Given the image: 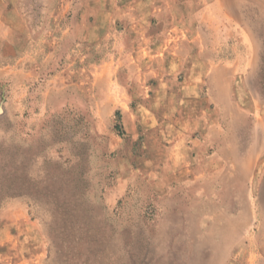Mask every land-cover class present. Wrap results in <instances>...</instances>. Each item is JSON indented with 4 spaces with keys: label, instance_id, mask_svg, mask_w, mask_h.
Wrapping results in <instances>:
<instances>
[{
    "label": "rangeland",
    "instance_id": "374dc122",
    "mask_svg": "<svg viewBox=\"0 0 264 264\" xmlns=\"http://www.w3.org/2000/svg\"><path fill=\"white\" fill-rule=\"evenodd\" d=\"M145 1L0 0V264H264V0Z\"/></svg>",
    "mask_w": 264,
    "mask_h": 264
},
{
    "label": "crops",
    "instance_id": "0c3cea01",
    "mask_svg": "<svg viewBox=\"0 0 264 264\" xmlns=\"http://www.w3.org/2000/svg\"><path fill=\"white\" fill-rule=\"evenodd\" d=\"M158 1H160V0H148L149 5L156 4V3H158ZM148 2L145 1L146 4H148ZM151 3H153V4H151ZM166 3H167V4H168V3L173 4L171 1H166ZM160 9H162V8H160Z\"/></svg>",
    "mask_w": 264,
    "mask_h": 264
}]
</instances>
